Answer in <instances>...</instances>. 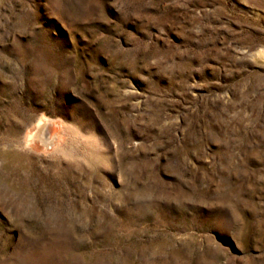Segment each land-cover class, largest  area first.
Wrapping results in <instances>:
<instances>
[{"label":"rangeland","instance_id":"rangeland-1","mask_svg":"<svg viewBox=\"0 0 264 264\" xmlns=\"http://www.w3.org/2000/svg\"><path fill=\"white\" fill-rule=\"evenodd\" d=\"M0 264H264V0H0Z\"/></svg>","mask_w":264,"mask_h":264}]
</instances>
